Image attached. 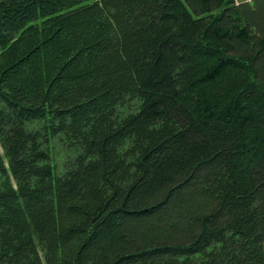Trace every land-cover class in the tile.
Segmentation results:
<instances>
[{
  "label": "trees",
  "instance_id": "1",
  "mask_svg": "<svg viewBox=\"0 0 264 264\" xmlns=\"http://www.w3.org/2000/svg\"><path fill=\"white\" fill-rule=\"evenodd\" d=\"M0 264H264V0H0Z\"/></svg>",
  "mask_w": 264,
  "mask_h": 264
},
{
  "label": "rangeland",
  "instance_id": "2",
  "mask_svg": "<svg viewBox=\"0 0 264 264\" xmlns=\"http://www.w3.org/2000/svg\"><path fill=\"white\" fill-rule=\"evenodd\" d=\"M236 1H238L239 3L238 4H240V3H245V2H251L252 0H235V2ZM220 12V10H216V11H214V13H219ZM56 155V154H55ZM56 159H57V164H60V159L61 158H59L57 155H56Z\"/></svg>",
  "mask_w": 264,
  "mask_h": 264
},
{
  "label": "crops",
  "instance_id": "3",
  "mask_svg": "<svg viewBox=\"0 0 264 264\" xmlns=\"http://www.w3.org/2000/svg\"><path fill=\"white\" fill-rule=\"evenodd\" d=\"M239 2L238 1H236V4H238Z\"/></svg>",
  "mask_w": 264,
  "mask_h": 264
}]
</instances>
